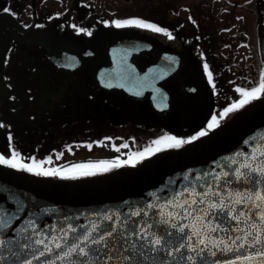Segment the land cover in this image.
<instances>
[{
  "label": "flooded vegetation",
  "instance_id": "obj_1",
  "mask_svg": "<svg viewBox=\"0 0 264 264\" xmlns=\"http://www.w3.org/2000/svg\"><path fill=\"white\" fill-rule=\"evenodd\" d=\"M262 8L264 0H0V145L23 147L25 131L37 139L57 116L84 110L90 85L105 96L131 99L118 87L97 84L100 76L109 86V71L120 67L143 74L174 66L157 75L156 89L140 100L175 136L202 127L208 132L213 115L218 125L238 111L220 116L240 98L238 87L260 82ZM131 16L171 35L104 23ZM164 91L169 108L154 111L149 98Z\"/></svg>",
  "mask_w": 264,
  "mask_h": 264
},
{
  "label": "water",
  "instance_id": "obj_2",
  "mask_svg": "<svg viewBox=\"0 0 264 264\" xmlns=\"http://www.w3.org/2000/svg\"><path fill=\"white\" fill-rule=\"evenodd\" d=\"M262 49L264 51V43ZM174 69L171 65L149 67L142 74L137 69L128 73L127 68L120 67L118 70L111 68V76H106L110 81L115 79V86L128 95L139 98L145 91H154L158 77L168 75ZM98 83L101 85V80ZM182 83L190 87L187 82ZM192 87H195V83ZM150 100L159 112L169 107L167 91L158 93ZM261 153H264V95L252 99L228 120L180 147L158 150L138 164L120 165L108 172L63 179L0 164V221L6 225L0 227V260L4 264H17V261L27 259L29 253L33 257L32 264L53 258L51 253L36 256V252L42 251L46 245L36 244L20 251L18 245L25 242V233L29 240L34 241L37 237L33 234L38 232L39 238L47 244L49 236L52 233L59 236L62 228L67 230V224H72L75 234H79L97 222L105 231L110 230L109 225L128 224L131 220L141 224L143 219H147L145 212L148 217L158 219L161 212L172 210L173 206L166 203L168 200L175 204L181 199L188 200L193 188L203 192L206 185H211L219 187L222 192L244 188L251 191V186L242 180H233L225 188L223 183L217 184L216 178L219 177L221 181L232 179L235 176V168L230 167L233 162L251 161L255 156L257 165L264 163ZM225 172L228 173L227 177L224 176ZM149 201L152 203L149 204ZM188 203L192 205V201ZM157 204L161 207L156 208ZM237 207L243 205L237 204ZM104 213L114 219L107 220ZM116 213H120L119 218ZM220 219L229 227L214 229V236H225L235 231L232 226L236 225V221L227 218L226 214H221ZM32 222L36 224L35 228L30 226ZM65 239L70 241L72 234ZM58 252L54 247L53 253L58 255ZM214 252L215 255H212L205 251L195 264L231 260L230 253L215 249ZM237 254H245V249H240ZM54 264H62V261H55ZM184 264H192L186 255Z\"/></svg>",
  "mask_w": 264,
  "mask_h": 264
},
{
  "label": "snow or ice",
  "instance_id": "obj_3",
  "mask_svg": "<svg viewBox=\"0 0 264 264\" xmlns=\"http://www.w3.org/2000/svg\"><path fill=\"white\" fill-rule=\"evenodd\" d=\"M3 10L12 11L11 8ZM110 22L118 26L138 25L145 29H154L157 32L171 35L167 28L136 16L111 21L104 20L105 24ZM78 30L84 31V29ZM204 69L208 70L207 63H205ZM260 76V82L253 87H238L237 90L241 93L240 98L220 110L221 117L232 109H239L248 101L264 93V70H261ZM211 79L212 76L209 72V80ZM217 123H219V119L213 115L208 120L207 127L214 128ZM205 131L206 129L202 127L194 135L187 137L165 132L162 136L155 138L154 147L132 153L128 159L119 160V163L136 164L144 156L151 155L162 148L180 147L185 140H194L203 135ZM261 157L264 159V153H261ZM43 159L48 160L50 157L45 156ZM0 164L27 169L29 172L60 176H82L88 174V171L104 172L112 167L107 161H98L94 165H72L63 171L58 170L53 173L51 169L42 167L40 160L33 159L31 162L25 163L16 151H13L11 155L0 153ZM230 167L235 168V176L224 181L217 177V184L223 183L224 187L228 188L233 180H242L253 190L244 188L237 189L235 192H222L219 187L206 185L204 191L199 192L193 188L192 195L188 197V200L181 199L178 204L168 200L166 203L173 206L172 210L161 212L158 219L148 217L145 212L144 216L147 219H143L141 224L131 220L128 224L121 222L118 225H109L110 230L105 231L97 222L79 234H75L72 224H67V230L62 228L59 236L52 233L47 244L44 239L39 238L38 232L33 234L34 237H37L34 241L29 240L25 233V242L19 244L18 249L23 251L36 244L46 245L42 251L36 252V256L40 257L43 253H51L53 258L42 260L40 264H54L55 261H62V264H113L114 260L115 264H184L185 255L188 261L195 264L205 251L215 255L214 249L230 253L231 260L227 262L214 260L212 264H264V187H261L264 186V163L257 165L255 156H253L251 161L245 159L243 162H233ZM212 171L216 170L212 169ZM224 176L227 177L228 173L225 172ZM188 201H192L191 206ZM148 203L151 204L152 201ZM237 204L243 205V207L238 208ZM160 207L159 204L156 205V208ZM221 214H226L227 218L237 222L232 226L235 231L229 232L225 236H214L212 234L214 229L229 227L220 219ZM103 215L109 221L114 219L107 213ZM134 215L136 214L134 213ZM153 215L156 214L153 213ZM119 216L120 213H116V217L119 218ZM30 226L35 228L36 224L32 222ZM0 227H6V225L0 221ZM70 234H72V239L69 241L65 238ZM54 247L59 250L58 255L53 253ZM240 249H245V254H237ZM32 260L33 257L29 253L27 259L17 261V264H32ZM0 264H4V262L0 260Z\"/></svg>",
  "mask_w": 264,
  "mask_h": 264
},
{
  "label": "trees",
  "instance_id": "obj_4",
  "mask_svg": "<svg viewBox=\"0 0 264 264\" xmlns=\"http://www.w3.org/2000/svg\"><path fill=\"white\" fill-rule=\"evenodd\" d=\"M259 58L261 72L264 70L261 51ZM84 108L82 111L79 108L77 113L57 116L49 128L39 130L37 139L34 132L25 131L23 147L10 144L8 147H0V153L11 155L16 151L25 163L33 159L40 160L41 166L51 169L53 173L72 165H94L98 161L110 163L112 167L106 170L109 171L121 164L119 160L128 159L132 153L154 147L156 137L170 132L169 129L160 128L153 111L145 102L105 96L91 85ZM45 156L50 159L44 160ZM97 173L101 172L88 171V174L82 176ZM52 175L62 178L80 177Z\"/></svg>",
  "mask_w": 264,
  "mask_h": 264
}]
</instances>
